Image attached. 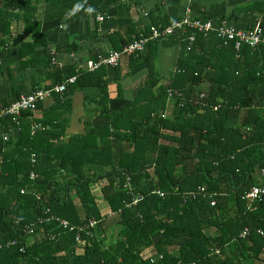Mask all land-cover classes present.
Wrapping results in <instances>:
<instances>
[{
  "label": "trees",
  "instance_id": "obj_1",
  "mask_svg": "<svg viewBox=\"0 0 264 264\" xmlns=\"http://www.w3.org/2000/svg\"><path fill=\"white\" fill-rule=\"evenodd\" d=\"M118 1L45 0L44 21L103 13ZM258 1L241 8L243 19L230 27L245 33L259 29L264 4ZM31 6L30 0H0L5 18L35 26L34 43L45 46ZM183 18L154 17L142 34L111 52L98 51L92 61L149 37L151 27H171ZM190 18L210 22L213 31L174 29L142 52L122 57L131 65L144 58L149 73L134 108L124 110V120L100 131L103 147L97 152H65L60 139L66 126L60 119L26 120L32 116L27 111L19 126L12 116L1 120L0 128L22 132L12 152L17 155L14 168L6 161L0 173V181L9 186L0 195V264H264V195L245 198L252 187L264 186V43L239 49L232 41L225 44L217 33L226 20L216 7ZM190 35L194 42L187 50ZM167 43L179 45L183 54L168 84L155 92L153 53L144 52ZM0 45L6 46L4 51L9 46ZM50 53L47 63L58 75L54 84L75 79L65 92H51L46 99L53 100L57 111L61 107L65 113L67 96L76 86L101 87L102 95L93 103L97 109L107 106L103 78L116 73L120 64L92 72L58 69L53 65L56 53ZM46 100L37 101L35 110ZM141 101L144 106L135 107ZM34 124L42 129L31 135ZM77 142L92 146L89 140ZM44 150L58 160V167L39 170ZM245 229L249 234L241 238ZM9 242L14 245L6 247Z\"/></svg>",
  "mask_w": 264,
  "mask_h": 264
},
{
  "label": "crops",
  "instance_id": "obj_2",
  "mask_svg": "<svg viewBox=\"0 0 264 264\" xmlns=\"http://www.w3.org/2000/svg\"><path fill=\"white\" fill-rule=\"evenodd\" d=\"M30 1L32 6L29 12L33 22L39 23L38 30L46 45L34 43L35 26L29 28L21 19L17 22L14 19L12 21L6 19L4 12L0 11V41L9 45L0 55V105L13 102L33 90L55 85L58 75L52 70V65L47 63L48 50L50 54L52 51L56 53L52 64L58 69L72 67L86 70V63L93 59L95 53L111 52L120 47L124 41L128 42L138 34H142L145 26L149 25L154 17H165L169 21L179 20L186 15L197 16L216 7L217 13L221 18H225L226 24L234 26L243 19V11L239 10L257 0H119L116 5L109 7L103 13H87L77 18L48 21H44L45 0ZM51 1L56 4L57 0ZM258 2L264 4V0ZM97 16L103 17V20L99 21ZM129 29H133L134 34L129 33ZM259 29L264 32V24ZM117 35H125V37L117 39ZM59 45L63 46L62 52H56ZM68 45L75 48V51L67 52ZM151 50L152 67L157 80V85L154 87L156 92L159 87L168 84L183 51L179 45L167 43L158 44L155 49L149 48L144 54ZM148 65L144 58L137 63L133 61L132 65L129 59L124 58L116 73L105 76L103 79L108 95L106 107L97 109L93 103L95 100L99 101L103 92L101 87L76 86L67 96V105L63 108L66 109L65 113H62V108L59 106L60 111H57L53 100H46L26 120L47 123L51 119H60L66 126L64 136L60 139L65 144L63 148L67 150L65 152L75 155H80V152H97L103 147L100 134L102 128L114 120H124L122 116L124 110L129 107L134 108V103L149 73ZM169 102L167 101V106ZM142 104L143 101L135 107L144 106ZM21 130L13 129L7 132L5 128H0V173L2 167L7 165L6 161L10 164L7 165L9 168H14L13 162H16L17 155H12V152L21 137ZM5 134L7 141L3 140ZM78 138L89 140L92 146L80 147ZM69 141L74 144H70ZM45 150L41 155L40 171L53 169L59 165L58 160L51 159ZM9 168L6 169V173H11ZM8 188L7 184L0 181V195H4Z\"/></svg>",
  "mask_w": 264,
  "mask_h": 264
},
{
  "label": "built area",
  "instance_id": "obj_3",
  "mask_svg": "<svg viewBox=\"0 0 264 264\" xmlns=\"http://www.w3.org/2000/svg\"><path fill=\"white\" fill-rule=\"evenodd\" d=\"M99 21H102V17L97 18ZM174 29H180L182 33L187 31H195L198 33L207 34L213 31V26L210 22H202L199 19H192L190 16L186 15L180 22L174 23L171 27H151L150 31L151 34L147 38L134 40L131 44L126 45L123 47L121 52H113L110 53L108 56H98L96 61L89 60L86 63V69L90 72L95 71L102 66L105 67H115L121 63L122 57L132 55L135 52L139 53L142 52L146 45L150 41H156L163 37H169L174 33ZM187 30V31H186ZM218 36L224 40L226 44L227 40L232 41L235 43V48L239 49L242 44H245L249 47H254L258 45L260 42L264 43V32L261 29H257L254 32L245 33L243 31H235L229 25H224L218 29ZM236 39V41H235ZM194 42V35L188 36V46L187 50H190V45ZM6 49V46L0 45V55ZM75 79L70 78L67 82L61 85H55L51 89H42V90H34L29 94L22 95L18 100L14 103L10 104L7 107H3L0 109V124L1 120L12 116V123H15L16 126H19V118L22 116L23 113L30 111L32 113L35 112V106L37 101H44L48 99L52 93L55 94H62L66 91V88L69 84L74 83ZM42 127L40 124H34L31 128V135H34L37 131L41 130ZM13 130V129H12ZM4 141H7V135L3 137ZM36 162V156H31V163L32 165ZM30 180H34L35 174L33 171L29 173ZM200 191H203L202 189ZM25 191H21V194H24ZM160 194V193H159ZM261 195H264V186L263 187H252L248 193L245 195L247 200H253L259 198ZM162 196V194H160ZM213 205V203H212ZM48 212V211H47ZM249 234V231L245 229L242 234L241 238L246 237ZM257 234H262L260 231H257ZM14 245V242L7 243L6 247H11ZM3 245L0 244V251L2 250ZM19 252L23 253V249H20Z\"/></svg>",
  "mask_w": 264,
  "mask_h": 264
},
{
  "label": "rangeland",
  "instance_id": "obj_4",
  "mask_svg": "<svg viewBox=\"0 0 264 264\" xmlns=\"http://www.w3.org/2000/svg\"><path fill=\"white\" fill-rule=\"evenodd\" d=\"M112 239H113V237H112ZM263 258H264V256H263Z\"/></svg>",
  "mask_w": 264,
  "mask_h": 264
}]
</instances>
